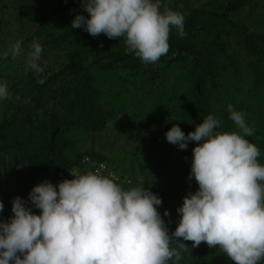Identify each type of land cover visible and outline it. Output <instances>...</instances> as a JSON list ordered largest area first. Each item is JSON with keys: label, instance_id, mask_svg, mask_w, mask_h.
I'll return each mask as SVG.
<instances>
[{"label": "rangeland", "instance_id": "374dc122", "mask_svg": "<svg viewBox=\"0 0 264 264\" xmlns=\"http://www.w3.org/2000/svg\"><path fill=\"white\" fill-rule=\"evenodd\" d=\"M60 1L67 9L56 14L54 6ZM204 1L162 0L161 10L168 7L187 14ZM81 3L82 0H0V83H6L8 88L7 98L0 100V124L7 122L10 129L31 132L32 115L41 113L43 119L58 128L56 144L61 146L55 150L52 160L59 158L68 165L87 154L93 155L90 157L93 162L106 161L130 178V183L119 184L122 188L149 189L162 199L157 209L162 218L177 222L176 209L182 205L183 201L179 200L184 194L182 184L172 181L182 182L189 177L192 149L199 142L190 141L187 149L181 150L167 142L165 133L179 124L187 135L209 114L223 120L229 113L228 105H232L255 131L254 136L245 138L261 148L264 146V86H253L240 40L219 30L210 37L202 31L194 32L195 48L202 52V57L213 59L215 74L204 71L194 59L197 55L184 52L183 58L171 60L176 54L168 51L147 71L121 66L111 72L94 70L87 84L67 73L56 79L54 76L71 62L72 52L83 55L84 66H90L95 58L111 53L124 43L123 38L109 39L103 33L93 37L83 28H71L77 13L88 15ZM221 4L217 0L218 7ZM232 17L251 30L263 33L264 0L246 5ZM69 30L74 33L62 39L60 36ZM34 40L42 46L38 61L44 69L42 73L35 72L28 64ZM16 42H20L21 48L13 56L10 49ZM28 74L38 83L47 82L52 90L33 91L35 100L30 102L26 88L18 87V82ZM69 99L81 102L90 119L102 120V127L85 128L78 123L63 126ZM226 131L242 134L233 121ZM39 136L40 133L36 134ZM15 158L18 159L15 168L21 172L22 181L29 180L32 184L27 186L31 190L38 184L35 178L38 168L28 173L29 158L18 157L17 147L4 145L0 134V201L4 204L1 220L5 221L13 215L14 197L28 200L27 187L22 188L12 173ZM257 159L264 164V157L259 155ZM61 176L46 180L56 185L62 181ZM189 181L194 182L191 192L196 191L198 184L194 178ZM166 209L168 216H164Z\"/></svg>", "mask_w": 264, "mask_h": 264}, {"label": "clouds", "instance_id": "9594fccd", "mask_svg": "<svg viewBox=\"0 0 264 264\" xmlns=\"http://www.w3.org/2000/svg\"><path fill=\"white\" fill-rule=\"evenodd\" d=\"M162 0H82L87 16L77 13L71 28H83L93 37L123 38L125 51L144 64H155L169 51L174 28L185 36L184 16ZM28 56L37 73L42 46L35 40ZM20 42L11 46L16 56ZM7 55V53H5ZM43 83V80L39 81ZM8 88L0 83V100ZM241 133L219 131L221 122L207 115L187 135L179 124L166 133L167 142L192 149L189 180L198 188L177 207L179 221L169 234L158 212L162 199L143 187L122 188L97 172L79 174L54 185L43 180L33 186L25 201L12 199L13 215L0 220V264H167L180 259L170 240L202 242L226 254L235 264L264 260V164L258 147L245 137L255 131L244 116L228 105ZM30 202V203H29ZM40 209L36 214L32 208ZM4 204L0 201V211ZM170 215L166 209L164 216ZM180 248L188 251L184 243ZM22 257V258H21Z\"/></svg>", "mask_w": 264, "mask_h": 264}, {"label": "trees", "instance_id": "16d2710c", "mask_svg": "<svg viewBox=\"0 0 264 264\" xmlns=\"http://www.w3.org/2000/svg\"><path fill=\"white\" fill-rule=\"evenodd\" d=\"M256 1L258 0H221L222 4L218 7L217 0H205L187 14L180 12L185 18V36L180 37L174 28L170 31L168 41L169 51L176 54L171 60H179L181 57L183 58L184 52H189L193 55H197L194 59L203 67L204 71L210 74H215V70L211 65L213 59L211 57H202V52L200 53V51L195 48L196 45L194 41L196 38L194 32L202 31L206 37H210L214 35L216 30H219L220 32L227 31L240 40V44L242 45L247 58L248 68L253 76V86L256 88L264 86V32L260 33L253 31L248 25L242 22H237L232 17L243 7ZM66 9L67 5L61 1L54 6V12H56V14H61ZM73 33L74 30H69L60 37L65 39L70 37ZM125 48L126 45L123 43L111 53L95 58L90 66H84L86 59L83 55L78 52H72L70 54L71 62L54 77L57 79L67 73L73 75V77L82 82V84H87L93 78L94 70L111 72L115 71L118 66L136 71H147L152 69L154 64H144L134 54L126 53ZM19 85L26 88L27 97L30 102L35 100L32 95L33 91H39L42 89L48 91L52 90L47 82L38 83L31 74L22 78V80L18 82V87ZM67 107L68 110L64 116L63 126L68 127L72 123H78L85 128H90L95 125L97 127H102V120L90 119L87 112L83 111V104L81 102L69 99ZM229 115L230 113H228L223 120H220L221 127L218 129L219 131H226L229 124L232 122V120L229 119ZM31 121L33 122L31 132L23 129H10L7 122L0 124V134L3 138V144L7 145L9 143L10 146L17 147L18 157L23 159L29 158L31 168L28 173H31L33 168H38L35 176L38 183L46 180L48 177L52 179L59 178L61 174V179H66L69 170L79 164L84 156L88 155L81 156L68 165L65 162H62L59 158L52 160V156L55 155V150L61 146V144H56L59 135L57 126L53 123H49L45 118L43 119L41 113L36 112L32 115ZM38 133H40L41 136L37 138L36 134ZM258 149L261 157H264V146ZM90 157H93V155ZM17 162L18 159L15 158L12 173L16 176V179H18L17 181L19 185L22 188L27 186L32 187L29 180H21L20 176L22 174L15 168ZM187 179L182 182H177L179 179L172 181V183H177L178 185L182 184V192L184 195L179 200L181 202L183 201V197L191 192V189L194 187V182L191 183L189 178ZM28 187L26 189L27 194L30 192ZM172 205L174 206V204ZM32 211L38 214L40 209L33 207ZM3 214L4 210L0 211V220ZM163 219L169 234H171L175 230L178 221L174 222L169 218ZM180 239L181 242L177 241L175 238L170 240V247L176 248L180 251V259L176 261L175 258H173V260L168 261L167 264H235V262L230 260L226 254L221 252L218 246L210 248L206 243L202 242L198 247L192 248L191 241H183L182 238ZM181 243H184L187 246L188 251L180 248ZM260 264H264V260H262Z\"/></svg>", "mask_w": 264, "mask_h": 264}, {"label": "built area", "instance_id": "2783aa9c", "mask_svg": "<svg viewBox=\"0 0 264 264\" xmlns=\"http://www.w3.org/2000/svg\"><path fill=\"white\" fill-rule=\"evenodd\" d=\"M70 171L77 172L79 174H84L87 172H97L105 176H109L114 179L118 184L120 183H130L131 180L128 176H125L121 172L117 171L112 165L106 161L93 162L88 156L82 158L79 164L72 167L66 179H73L72 173Z\"/></svg>", "mask_w": 264, "mask_h": 264}]
</instances>
